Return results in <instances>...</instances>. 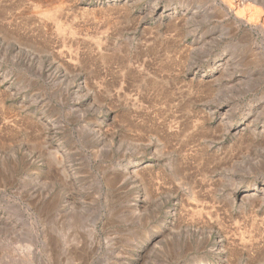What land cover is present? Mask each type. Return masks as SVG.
Returning <instances> with one entry per match:
<instances>
[{"label": "rangeland", "instance_id": "rangeland-1", "mask_svg": "<svg viewBox=\"0 0 264 264\" xmlns=\"http://www.w3.org/2000/svg\"><path fill=\"white\" fill-rule=\"evenodd\" d=\"M63 1L64 0H59V3H58L59 5L62 4V8L60 9L61 13L59 12V10H57L56 12H58V15L55 12L56 13L55 16L53 15V18L50 20L48 19V17L47 18L43 17V16H45L43 14H41V16H38V17H35L34 14L30 15V18L35 17L34 22L36 23V25H39L42 22L40 24V25L43 24L42 25L43 27L41 29L43 32V36L41 38L46 40V44L47 43L49 44L50 52L47 53L45 51L44 54H43V52H41L39 59L34 58L35 61L33 63H31L30 61H25V60L19 59V58L17 59V57L14 58V53L11 52V54H10L11 56H9V60L5 64V68L3 69V71L6 70L5 71L6 74L4 76L5 82H1V80H0V94L2 95V97L0 95V98H2L0 100H5V101H1L3 103L0 102V104H3V105H0V122H1L0 123V127H1L0 133L3 132V134L0 135V143H1L0 144V264H54L51 261L52 258L50 256V254H48L49 251L46 252V255L43 253V246L41 243L43 242L42 237H44V234L50 228V227L48 228V224H51V225L54 224L53 220H52V216L50 215V208L52 206H56V203L58 202V200H57L58 196L60 197V194L61 195L64 194L63 192H64L65 188H63V187H65V186L63 185V181L57 183V178L61 177L62 180L64 179V176H63L64 172L72 175L74 178L76 176V178H75V180H76L75 184L76 185L75 186H77V188L75 189V192H78L80 190L79 195L82 197V200L84 201L82 206H87L86 208L83 209L82 214H84V222L81 224V227H80L81 229H79L80 234H82L84 237V239H83L84 240V246L82 244H78V243L75 245L79 248L77 250V253L80 252L81 250H84V255L86 254L85 256L89 257L90 259L88 258V260H86V261L84 260L85 262H82V261L77 260V258H76V261H74L73 264H75V263H77V264H133L131 262L136 263V260L138 258L136 256H139L138 253L142 249H144V246L147 244V242H146L147 238H149L153 235L154 231H153L152 224H154L155 222H154V220L153 221H151V220L150 221H142V220L137 219V220H133L132 223H126L125 221H126V219H128V217H126L122 213H120L118 215H115V213H112V211H115V212H120L121 210L126 211L129 208V206H132L135 204L136 196H135V193H133V192H134V190H136V188H134L132 186L133 184L129 183V182H131L129 179L127 180L124 178L125 180L124 179L119 180L118 183H116L115 185L111 184L112 187H109L110 185L107 184V181L105 179L107 176L110 177L111 174H118L120 172L119 165L121 163H124L123 161H125V160H130L131 162L133 161L130 166H127V167L132 168L140 157V156L135 155V151L132 149V146H128V145H131L132 138L135 139V134H134L135 129H134L133 124H136V121H137L136 114L132 113V114L128 115V112L125 113V111L121 110V109H125V108L127 109V107L131 108V106L132 107L134 106V108H135V105L137 108L139 107L140 109H148V110H151V109L145 108L146 105L143 106L141 103L136 102V100H135V98H136V87H135V85L133 86V84H132V86L130 85L131 86V88H130L128 82H121L122 83L121 86L123 88H125L123 92L125 94L132 95L130 97L127 96L126 99H128V100L124 101L123 100L124 98H121L122 101H119L115 97H114V99L110 98L113 93L110 94L109 92H107L105 87H106V85L112 84L111 81H113V80H111V79H114L113 78L115 75L114 73L117 71V69L112 70L113 72L115 71L114 73H112V71L110 72L108 70L106 72L104 70H101L100 73L96 72L95 68L97 66H100V65L95 63L93 60H89L90 57H88V56L91 55L90 54L91 51L89 48L92 47L91 50L93 52L99 53L98 51H100L101 53H104V52H107V50L105 48H107L108 46H109V48H110V46L111 47L112 46L118 47V46L123 44L122 46H120V48H122L124 51H125V49L128 48L127 49L128 52L129 53L131 52L130 54H132V58L134 57L132 59V63H130V66L136 68L137 65L144 63L143 61L141 63H139L140 61L135 59L136 56L138 58H141V59L144 58L143 60L148 61V62H151V61L155 62L152 58H155L154 53L156 52V50H158V48H161L164 46L163 47L164 51H162L164 53L167 45L171 46V45H173V43L179 44L182 41V43L179 44L181 49L184 48V49L188 50L191 43L192 44L195 43V40L198 37L197 34L200 35V34H203L204 32L206 33V30H211V29L216 28L217 35H220V38L218 39V41L213 42L214 44L212 43V45H211V43L204 45L205 47L203 45H201L199 47L195 46L197 48H200V50L197 49L195 51H191V54L185 58L186 63L183 64V68L181 69L182 72H180V73L182 75L184 74L185 76H188L189 74H191V72L189 70V68L191 66H193V65L196 66L198 63L201 64L199 59H197V56L199 53H201V55H203V56H208L211 53L220 55L222 52L228 50L229 52L231 51L230 53L233 56H236L237 61L242 60L241 62H238L235 65L236 67H233V68H234V73L237 76H245L246 77L245 78L246 82L244 81L245 79L243 80L246 83V85L244 87H241V88H238L236 86V88H232V89H222L221 91L216 90V92H213L214 95L212 94L213 99L211 96L206 97L204 100H202L200 102L199 106L197 107L198 110L203 109V111L205 113L211 111L212 120L209 123L213 126L214 131H216L218 135H221V141L223 142L222 143L221 141H219V142L214 143L212 145V148L209 149L208 151L211 153L212 151L215 150L214 152H212L213 154H219L221 156L224 154L223 156L226 155V157H230L233 154L240 156V159L237 161L238 163L236 162V163H232L233 165L232 164L226 165L228 168H226V169L221 168L219 170L220 172H218L216 174V176H213V180L215 181V183L221 184V189H220L221 192H219V193L221 194V196H225V197L231 196L235 189H238V191H240V190L244 191L245 189H247L249 182L252 183L253 181L256 180L255 182L258 183V179L260 181V179L262 180V178L264 177V168L261 169L258 167V165H256V164H259V161H258V163L253 164V162L257 161L254 158L256 156L257 149L253 148V147H249V149H248V147H243V146L238 147V145H239L238 139L241 136L235 135V134H228L229 133L228 128L230 126H232V125L236 126V124L239 121H242L241 119L243 118V113L247 112L246 110L249 109V104H250V106L253 105V106H258V107L261 105L259 107L260 108L259 109V112H260L259 116L262 113H264V110H263L264 109V96H262V95H264V85H262L264 83V74H263L264 73V67H263L264 66V59H261L258 62H255V65H253L254 62H251V63L247 62V64H250V65L244 64L245 59L242 56H246V54L242 48H240V49L238 48V46H239L238 45V39L245 38L244 35L246 32L250 31V28L248 27L249 28L248 29L247 26H244V25L238 26L236 24H230V25L225 24L227 22L224 20H227L228 17L223 16L224 14L227 13L226 11H224L222 13V11L219 10V6L221 5V0H211V2H210V0H202V1L201 0H185V1L184 0H158V1L157 0H136L135 6L138 9L139 8H142V9L146 8V12L143 14H140V15H139V13H138V15H134L133 17H131L128 20V23H125L124 26H126L127 28L123 29V31H124V32L122 31L123 36H121L120 39H119V37H118V39L114 38V36H113L115 34L114 30L112 28L109 29L108 27H106L107 26L106 19H105V17L103 18L102 14H100L101 17L99 16V13H101V12L98 11V9H99L98 6L101 3L103 4V6H106L112 0H106V1L105 0H103V1L102 0H89V1L88 0H65V1H67L66 3H65V1L64 2ZM155 2H157V5ZM47 4H49V3H47ZM102 4H101V6H102ZM181 4L185 5V9L183 11L179 10ZM71 6H72V8H74L76 10L70 8ZM214 7L216 9H214ZM94 8H96V9H94ZM244 8L247 9L246 5L243 6L241 9L243 10ZM63 9L66 10L67 13H66V11L64 12ZM87 9L88 10L90 9V10L88 11ZM246 9H244V10L246 11ZM12 11L14 14L13 17H15V21L21 17L23 18V20L25 18L27 20L29 19V18H27V16H24L25 17L24 18L23 16H19L20 14H17V15L15 14V13H18L21 11H18V12H17V10H12ZM218 12H219V14H218ZM202 13H204V15H202ZM95 14H96V16H95ZM212 14H214V15L212 16ZM32 15H34V16H32ZM192 15L193 16L195 15L196 17L193 19V21L192 20L187 21L188 24H186L187 22L182 23L183 26L181 27V32L179 30L177 31V30L171 29V26L174 25L172 23L175 20H178L182 16L188 17V16H192ZM16 16L19 18H16ZM88 16H90V17H88ZM221 16H223V17H221ZM62 17L64 19L66 17V19L64 20ZM67 18L68 19L70 18V19L68 20ZM138 18H140V19H138ZM97 19H99V20L97 21ZM229 19H230V17H229ZM38 20H39V22H38ZM56 20L57 21L60 20L58 22L62 23V25H63L62 28L64 31L62 29H57L55 27L56 25H58ZM70 20H71V22H70ZM84 20L86 21V23ZM231 20L232 19H230V21ZM190 21H192V24ZM17 22H21V19H19V21H17ZM82 24L83 25L85 24V26H83ZM167 24H169V25H167ZM64 26H65V28H64ZM184 26H185V28H184ZM54 27L57 29V32H56ZM66 27L68 29H66ZM74 27H76V28H74ZM82 27H84V29ZM165 28L167 30H165ZM106 29H107V31H106ZM192 29H194V30H192ZM235 29H236V31H235ZM65 30H66V32H65ZM60 31H61V33H59ZM67 31H69L71 33L67 32ZM151 31H152V34H149ZM45 32H46V34H45ZM109 32L111 33L110 35H109ZM172 32H174V34H172ZM56 33H58V34L54 35ZM68 33L72 36L66 35ZM80 33H83V34H80ZM59 34H60V36H59ZM100 34L104 37H102ZM182 34H184V35H182ZM193 34L195 37L193 36ZM86 35H88V37ZM111 35H112V37H111ZM179 35H180V37H179ZM231 35H235V36L237 35V37L232 38ZM44 36H45V38H44ZM52 36H53V39H52ZM67 36H68V39H67ZM126 36H127V38H126ZM129 36H131V37H129ZM160 36H161V38H160ZM105 37H107L108 39ZM181 37H182V39H181ZM82 38H84V39H82ZM96 38L97 39L100 38L101 40L98 39L99 40L98 41ZM104 38H105V40H104ZM136 38L138 39V41H136ZM256 38H257L258 42L262 41L261 38H259L260 40L258 39L257 35H256ZM72 39H73V41H72ZM145 39H147V40H145ZM165 39H166V41H165ZM48 40H49V42H48ZM81 40H83V43ZM90 40H93V41L95 40L94 41L95 44L97 42L98 43L96 45L92 44L89 46L87 44H89ZM96 40H97V42H96ZM113 40H116V41L113 42ZM172 40L175 42H173ZM245 40H246V38H245ZM79 41H80V43H79ZM93 41H90V42H93ZM105 41H107V42L104 44ZM71 42H73V43H71ZM84 42H86V43H84ZM131 42L132 43L134 42V43L132 44ZM75 43L78 45H76ZM114 43H116V44H114ZM73 44H74V46H73ZM11 45H12V41H11ZM78 47L79 48L81 47V48L79 49ZM129 47H131V48H129ZM263 47H264V45H263ZM23 48L24 47H22V49ZM66 48H67V50H66ZM201 48H203V49H201ZM224 48H226V49H224ZM53 49H54V51H53ZM85 49H87V50H85ZM23 50H24V53L27 54V52H25V51L28 49L24 48ZM263 50H264V48H263ZM134 51H136V53ZM51 53H52V55H51ZM63 55L65 58L63 57ZM66 55L68 58L66 57ZM138 55H140L142 57H140ZM167 55H169V54L167 53ZM193 55H195V56H193ZM240 56L242 57V59ZM32 57H34V56H32ZM84 57H85V60L87 63L85 62ZM86 58H88V59H86ZM11 60L14 62H12ZM71 60H75L73 64H72ZM38 61L39 62L43 61V63L40 62V65H38L39 64ZM62 61H64L65 63ZM260 62L262 65L260 64ZM54 63H55V65H54ZM88 63H89V65H88ZM86 65H88V66L86 67ZM186 65L188 68L186 67ZM260 65H261V67H259ZM256 66H258L259 69ZM69 67H70V69H69ZM71 67H72V69H71ZM185 67H186V69H185ZM253 67H256V68H253ZM40 68H42V69H40ZM67 68L69 70H66ZM183 69H184V71H183ZM244 69L247 73L244 71ZM92 70L95 71L94 76L90 73V71H92ZM87 71H89V72H87ZM177 71H180V70H177ZM56 74H57V76H56ZM60 74H61V76H60ZM202 75H203L202 73H197L196 75L195 74L191 75L190 78H192V76H193V78L196 79V78H200ZM86 76L88 77V79L90 77V79L85 81V82L88 84L89 93H91L94 96L93 102L96 104L98 102L105 103L104 104L105 105L104 106L105 111L106 110L108 111L109 107L112 105L110 108H112L114 111H116V117H115V115H113L112 116L113 118L111 117L110 120L116 119L115 121L111 120V122H110V120L107 119V117H106L107 111L105 112L102 109H97V110L92 109L91 106H89L90 104H88V105L86 104L87 106L85 108H83L84 111L81 110V108L77 110V108H78L77 106H79V102H77V101H79L80 97H78L76 95L75 90H76V87L78 85L79 86L83 85L84 80H86V78H87ZM248 77L250 78V81H249ZM97 78H98V80H97ZM96 80L99 84L96 82ZM130 80H134V79H130ZM254 80L256 81V83ZM72 81L74 83H72ZM261 81H262V83H261ZM242 82H240L239 84L237 83V84L241 85ZM251 82H252V84H251ZM253 83H255V84H253ZM130 84H131V82H130ZM68 85H70L71 87H68ZM179 85H180L179 87H182L183 85L185 86V84H182V83H180ZM247 85H248V87H247ZM121 86L119 85V87H121ZM133 87H134V90H133ZM251 87H253V88H251ZM38 88H40V89H38ZM1 89H2V91H1ZM114 89L115 88H113V90ZM245 89L247 90V92L246 91L244 92ZM69 90H71L70 94H69ZM127 90H128V92H127ZM227 90H229L230 92L232 91V92L228 93ZM252 91H254V92L252 93ZM2 92L5 94H2ZM215 93H216V95H215ZM242 93H244L246 95H244ZM249 93H251V94H249ZM106 94H109V96L108 95L107 96L110 99L106 96ZM101 96H103V97H101ZM4 97H6V98H4ZM76 97H77V100H76ZM222 97H224V98H222ZM232 97H233V99H232ZM104 99H105V101H104ZM109 100H111L112 102L111 101L109 102ZM247 100H248V102H247ZM5 103H6V105H4ZM123 105H124V107H123ZM2 106H5V107H2ZM240 109H241V111H240ZM80 111H81V113H80ZM118 111L122 112L124 114V116H125V114H127L125 117L126 119H124L123 114L119 113ZM221 111H222V113H221ZM181 113H183V111ZM5 116H7V117H5ZM28 116H30L31 118ZM254 116L256 117V115H254ZM27 117L30 119H28ZM229 117L231 120L229 119ZM127 120H128V122H127ZM102 121L104 123L101 124V127H102L101 129H102V131H105V132H101L100 135H98L96 133V135H95L94 131L96 128H98V127H96L97 126L96 124H100V122H102ZM219 121L221 123L223 122V124H221ZM118 122H120V123H118ZM255 123L256 124H254V127H252V130L254 132L250 136L249 139H251L254 142L258 141L260 143V141L263 138H261L259 136V131H260V128L262 127V125L264 123L263 122H261V123L255 122ZM109 124H111V126L113 125L112 126L113 129L109 127L110 126ZM4 127H7V128H4ZM45 127H47V128H45ZM108 127L110 129H108ZM8 128H10L11 130ZM216 128H217V130H216ZM46 129L48 130V132ZM39 131H40V133H39ZM122 131H124V133ZM106 132L109 134L107 136H110V137H108V139L104 141L102 139V136H106V134H107ZM245 132L246 133L243 134L242 138H248L249 137L248 135H250L249 133H251L252 131L248 130ZM116 133H117V135H116ZM128 133L132 136H130ZM31 134H33V135H31ZM113 134H115V135H113ZM133 134H134V136H133ZM8 135H10V136H8ZM28 135H29V137H28ZM37 135L38 136L41 135V136L38 137ZM111 135H112V137H111ZM14 137H16V138H14ZM35 137H37V139ZM41 137H43V138H41ZM123 138H125V139H123ZM112 139H113V142H112ZM36 140H38L37 144H35ZM41 140H42V142L38 143ZM120 140H122V141H120ZM251 140H249V141H251ZM107 141H110V143L109 142L107 143ZM30 143H32V144L30 145ZM42 146H43V148H42ZM98 147H100V148H98ZM118 147L119 148L122 147V148L119 149ZM192 147L193 146H190V148H192ZM97 148L100 149L99 152H97L98 151V150H96ZM188 150H189V148H188ZM232 150L233 151L236 150V151L233 152ZM29 151H32V153ZM49 151H51L50 152L51 155L49 154ZM58 152H60L59 155H58ZM216 152H218V153H216ZM25 153H27V154H25ZM46 153H48L50 156L47 155ZM23 154H24V156H23ZM133 154H134V156H133ZM58 156H59V158H58ZM53 157H54V159H52ZM129 157H130V159H129ZM30 158H32V159L30 160ZM26 161H27V163H26ZM149 162H150V160L148 158L140 161V163H144L146 166L150 164ZM249 162L251 164H248ZM44 164H45V166H44ZM54 165H57V166H54ZM50 166H51V168H50ZM230 169H231V171H230ZM80 171H81V174H80ZM243 171H245V172H243ZM105 173H106V175H105ZM39 174H40V177H39ZM42 174L43 175L45 174V176H43ZM36 175H37V177H36ZM57 175L60 177H58ZM250 175H252V176L250 177ZM41 176H43V177H41ZM103 178H105V179H103ZM55 180H56L57 184L55 183ZM51 181H53L54 184ZM59 183H60V185H59ZM225 185H226V187H225ZM222 188H224V189H222ZM27 189H29V190H27ZM103 190H104V192H103ZM45 191H46V194H45ZM231 191H233V192H231ZM53 193H55V194H53ZM56 193H58V195ZM229 193H230V195H229ZM95 194H97V195H95ZM112 194H113V196H112ZM56 195H57V197H56ZM65 197H66V194L63 195V199ZM86 198H88V199H86ZM98 199H99V201H98ZM102 201L105 204L103 203V205H101ZM42 206H47L48 210H49V217H47L45 219V222L47 221V219L48 220L50 219V220L47 221L46 223L44 221H42V219H40L41 218L40 209ZM88 206H95V209L93 207L88 208ZM113 206H114V208H113ZM117 206L119 207V209ZM115 207H117V208H115ZM172 207L179 208L180 206H172ZM253 207L254 206H249V205L242 206L240 204H238V205L233 204V206H231L230 208L226 207V209H224L223 206L216 207V208H221V210L218 212V215L220 217V221H219L220 223L218 225V228L221 227L219 229L225 230V232H227L225 235L227 236V238H229V241L230 240H231V242L234 241L235 244L241 246L242 242H240V241H241L242 237L244 236L243 238L246 241L248 239H250L247 242H251L254 244L262 243V241H263L262 239H264V233H263L264 229L259 231V230H257V228H258L257 226L258 225L261 226L263 224V226H261V228H264V222H263L264 206H262L260 208L258 206H255L254 208ZM160 208L162 211L161 217L163 219V223L168 224L165 220L166 210H167L168 206H160ZM216 208H213L212 211H214V209H216ZM229 209H231L232 211ZM252 210H254L255 212ZM108 211H109V213H108ZM88 213H89V215L87 217ZM252 213H253V215H252ZM261 213H262V215H261ZM255 214H256V216L258 215V217L254 216ZM222 216H224V217H222ZM244 216H246V217H244ZM247 216H248V218H247ZM194 217H196L195 219H197V216H194ZM194 217L193 218L190 217L187 221V222H189L190 226H191L190 222L192 223L193 230H201V231L205 232L206 237H210L212 239L215 238V239L220 240L215 234L211 235L210 228L207 227V229H205L206 228V226H204L205 224H203L201 222L191 221L192 219H194ZM236 217H237V219H236ZM251 217H253V218H251ZM246 218L248 220H246ZM255 218H256V220H255ZM257 218H258V220H257ZM114 219H116V220H114ZM253 219H254V221H252ZM258 221H259V223H258ZM101 222L103 225L101 224ZM232 222H234V223H232ZM239 222H241L239 224L240 226L236 225V223L238 224ZM254 222H256V223H254ZM243 224L246 225L247 227H244ZM44 225H45V229H44ZM251 225H253L255 227H253ZM100 226H103L105 229L102 227L100 228ZM226 226H227V228H226ZM187 227H189V226H187V225L183 226L182 225V228L180 229V231H182L183 233L178 237L179 239H177V237H173V240H169V242L163 243L162 245H160V248H157L154 251L148 252V254L150 256L147 254V259H146L147 261H145L144 264H151V263L153 264V261H154V264H160V263L161 264H176V263L177 264H186L187 262H193L196 259L200 258V256H204V254L208 253V249H210V248H204L203 249L202 247L201 248L196 247L197 242H195V239L189 237L187 235V233L184 232L187 230ZM199 227L201 229H199ZM120 228H122V229H120ZM242 228H244V229H242ZM99 229H100V231H99ZM108 229H109V231L110 230L111 231L109 232ZM133 229H134V232H133ZM230 229L232 231H230ZM245 230H246V232H245ZM251 230L253 231V233L254 232L255 233L252 234ZM116 231H118L117 234H116ZM215 231L213 233H215ZM235 231L239 232V233L237 234ZM241 231H243L242 234H241ZM249 231H250L251 235L254 237H252L248 233ZM231 232L232 233L235 232V233L232 234ZM256 232H258V233H256ZM259 232L261 233V235ZM206 233H208V234H206ZM243 233L244 234L247 233V234L244 235ZM229 234L232 235V237ZM234 234H236V236ZM262 234H263V236H262ZM105 235H106V237H105ZM240 235H241V237H240ZM247 235L250 236L251 238L248 237ZM93 236H94V238H93ZM95 236L98 237V239ZM114 236H115V238H114ZM119 236H121V237H119ZM257 236H259L258 239H257ZM261 237H262V239H261ZM99 239H100V241H99ZM115 239H116V241H114ZM136 239H138V240H136ZM186 239H188V240H186ZM101 240L104 242H102ZM254 240H256V241H254ZM98 241L100 244H98ZM142 241H144V243ZM45 242H47V241L44 240V243ZM171 242H172V244H170ZM237 242H240L241 245H240V243L238 244ZM178 243H179V245H178ZM254 244H252V245H254ZM106 245H109V246L106 248ZM47 246H48V244H47ZM167 246H168V248H167ZM170 246H171V248H169ZM190 246H195V250H193V251L189 250ZM179 248L182 250H180ZM196 249L198 251H196ZM183 253H184V255H183ZM193 253H194V255H193ZM121 254H122V256H121ZM93 256L95 258H93ZM133 257H135V258H133ZM181 257H183V258L181 259ZM122 258L123 259L125 258L126 260H128V262L127 263H126V261L121 262L120 260H123ZM151 260H153V261H151ZM181 260H183V261H181ZM109 261H110V263H109ZM119 261L121 263H119ZM60 262L61 261H58L57 264H63L62 262L61 263ZM89 262H91V263H89ZM164 262H166V263H164ZM262 264H264V262H262Z\"/></svg>", "mask_w": 264, "mask_h": 264}, {"label": "bare ground", "instance_id": "bare-ground-1", "mask_svg": "<svg viewBox=\"0 0 264 264\" xmlns=\"http://www.w3.org/2000/svg\"><path fill=\"white\" fill-rule=\"evenodd\" d=\"M65 1V0H64ZM63 1V2H64ZM89 1V0H88ZM103 1V0H102ZM106 1V0H105ZM136 0H112L108 5L101 6V4L98 6L99 13L102 14L103 18L105 17L106 23L109 29L114 30V38L120 39L121 36H123L122 31L123 29H126L127 27L124 26L125 23H128V20L133 17L134 15L143 14L146 12V8H137L135 5ZM158 1V0H157ZM185 1V0H184ZM202 1V0H201ZM67 1H65L66 3ZM87 2V1H86ZM154 2V1H153ZM211 2V0H210ZM49 3V4H47ZM59 0H0V80L1 82H5V71L3 69L5 68V64L9 60V56H11V52L14 53V58L17 57V59H22L25 61H30L33 63L35 59H39L40 53L46 51L47 53L50 52L49 50V44H46V40L41 38L43 36L42 32V25H36L34 22L35 17L41 16V14L45 15L43 17H48V19H52L53 15L61 11L62 4L59 5ZM139 3V2H138ZM157 5V2H155ZM154 3V4H155ZM170 3V2H169ZM191 3V2H190ZM197 3V2H196ZM46 4V5H45ZM68 4V3H67ZM94 4V3H93ZM193 4V3H192ZM219 4V3H218ZM64 5V4H63ZM98 5V4H97ZM208 5V4H207ZM206 5V6H207ZM210 5V4H209ZM213 5V4H212ZM247 7L244 8L246 11L241 9L243 6ZM81 6V5H80ZM79 6V7H80ZM204 6V5H203ZM216 6V5H215ZM22 7V8H21ZM75 7V6H74ZM92 7V6H91ZM191 7V6H190ZM201 7V6H200ZM72 8V6L70 7ZM83 8V7H82ZM89 8V7H88ZM93 8V7H92ZM91 8V9H92ZM179 8V7H178ZM210 8V7H209ZM74 9V8H72ZM71 9V10H72ZM78 9V8H77ZM96 9V8H94ZM185 9V5L181 4L179 10L183 11ZM214 9H216L214 7ZM12 10L21 11L17 14H20L19 16H27L29 18L28 20L21 17H17L21 19V22L16 20L13 14ZM64 10V9H63ZM70 10V11H71ZM76 10V9H74ZM84 10V9H83ZM88 10V9H87ZM90 10V9H89ZM88 10V11H89ZM162 10V9H161ZM198 10V9H197ZM202 10V9H201ZM219 10L226 11L227 13L224 14V17H228L225 24H236V25H244L247 26V28H250L249 32H246L244 37L242 39H238V48H242L246 54V56H242L245 59L244 64H247V62H254L253 65H255V62H258L261 59H264V0H221V5L219 6ZM66 10H64L65 12ZM86 11V10H85ZM96 11V10H95ZM211 11V10H210ZM218 11V10H217ZM56 12V13H55ZM77 12V11H76ZM87 12V11H86ZM54 13V14H53ZM61 13V12H60ZM67 13V11H66ZM161 13V12H160ZM185 13V12H184ZM216 13V12H215ZM214 13V14H215ZM34 14L35 17L30 18V15ZM175 14V13H174ZM210 14V13H209ZM212 14V16L214 15ZM219 14V12H218ZM32 15V16H34ZM80 15V14H79ZM86 15V14H85ZM91 15V14H90ZM147 15V14H146ZM186 15V14H185ZM196 15V14H195ZM188 16V17H180L178 20H175L171 26V29L173 30H179L181 32V27L183 26L182 23H186L189 20H192L196 16ZM204 15V13H202ZM206 15V14H205ZM68 16V15H67ZM93 16V15H92ZM96 16V14H95ZM94 16V17H95ZM221 16V17H223ZM84 17V16H83ZM90 17V16H88ZM101 17V16H100ZM153 17V16H152ZM232 19L230 21V19ZM40 18V17H39ZM63 18V17H62ZM80 18V17H79ZM144 18V17H143ZM159 18V17H158ZM163 18V17H162ZM199 18V17H198ZM208 18V17H207ZM219 18V17H218ZM217 18V19H218ZM45 19V18H44ZM43 19V20H44ZM60 19V18H59ZM64 19V18H63ZM66 19V17H65ZM64 19V20H65ZM68 19V18H67ZM70 19V18H69ZM68 19V20H69ZM140 19V18H138ZM210 19V18H209ZM220 19V18H219ZM23 20V21H22ZM83 20V19H82ZM99 19H97L98 21ZM207 20V19H206ZM60 21V20H58ZM57 22L58 25L55 27L57 29L63 30V25L61 22ZM77 21V20H76ZM85 21V20H84ZM93 21V20H92ZM168 21V20H167ZM192 21L191 24H192ZM39 22V20H38ZM71 22V20H70ZM138 22V21H137ZM170 22V21H169ZM200 22V21H199ZM209 22V21H208ZM218 22V21H217ZM222 22V21H221ZM47 23V22H46ZM45 23V24H46ZM76 23V22H75ZM86 23V21H85ZM90 23V22H89ZM92 23V22H91ZM95 23V22H94ZM100 23V22H99ZM157 23V22H156ZM171 23V22H170ZM223 23V22H222ZM56 24V23H55ZM54 24V25H55ZM66 24V23H65ZM69 24V23H68ZM81 24V23H80ZM96 24V23H95ZM94 24V25H95ZM188 24V22L186 23ZM221 24V23H220ZM47 25V24H46ZM83 25V24H82ZM93 25V26H94ZM101 25V24H100ZM135 25V24H134ZM169 25V24H167ZM166 25V26H167ZM219 25V24H218ZM235 25V26H236ZM68 26V25H67ZM85 26V24L83 25ZM92 26V25H91ZM90 26V27H91ZM97 26V25H96ZM103 26V25H102ZM101 26V27H102ZM139 26V25H138ZM144 26V25H143ZM186 26V25H185ZM184 26V28H185ZM199 26V25H198ZM209 26V25H208ZM225 26V25H224ZM54 27V28H55ZM100 27V28H101ZM137 27V26H136ZM135 27V28H136ZM168 27V26H167ZM187 27V26H186ZM55 28L56 32L57 29ZM65 28V26H64ZM76 28V27H74ZM84 29V27H82ZM96 28V27H95ZM190 28V27H189ZM213 28V27H212ZM221 28V27H220ZM235 28V27H234ZM246 28V29H247ZM248 28V29H249ZM52 29V28H51ZM66 29H68L66 27ZM70 29V28H69ZM73 29V28H72ZM79 29V28H78ZM86 29V28H85ZM98 29V28H97ZM145 29V28H144ZM183 29V28H182ZM191 29V28H190ZM195 29V28H194ZM192 29V30H194ZM203 29V28H202ZM232 29V28H231ZM237 29V28H236ZM235 29V31H236ZM46 30V29H45ZM95 30V29H94ZM105 30V29H104ZM134 30V29H133ZM143 30V29H142ZM148 30V29H147ZM146 30V31H147ZM165 30H167L165 28ZM228 30V29H227ZM238 30V29H237ZM53 31V30H52ZM64 31V30H63ZM62 31V32H63ZM88 31V30H87ZM107 31V29H106ZM110 31V30H109ZM230 31V30H229ZM244 31V30H243ZM66 32V30H65ZM69 32V31H67ZM86 32V31H85ZM112 32V31H111ZM124 32V31H123ZM156 32V31H155ZM160 32V31H159ZM186 32V31H185ZM245 32V31H244ZM61 33V31L59 32ZM71 33V32H69ZM66 35H70V34ZM104 33V32H103ZM106 33V32H105ZM113 33V32H112ZM158 33V32H157ZM203 33V32H202ZM46 34V32H45ZM44 34V35H45ZM48 34V33H47ZM52 34V33H51ZM58 33L54 34L57 35ZM63 34V33H62ZM65 34V33H64ZM83 34V33H80ZM79 34V35H80ZM89 34V33H88ZM111 33L109 32V35ZM134 34V33H133ZM143 34V33H142ZM152 34V31L149 33ZM161 34V33H160ZM174 34V32H172ZM196 34V33H195ZM65 35V36H66ZM99 35V34H98ZM101 35V34H100ZM104 35V34H103ZM108 35V34H107ZM164 35V34H163ZM181 35V34H180ZM179 35V37H180ZM184 35V34H182ZM198 37L195 40V43L189 46V49H184L180 47L179 44L182 43H173V45L166 46L165 52L163 47L158 48L156 52L154 53L155 58H152L155 62L151 61H145L144 58H138L136 56L135 59L139 60L143 64L137 65L136 68L130 66V63H132V54L128 52V48L125 49V51L120 48V46H109L105 48L107 52L101 53L100 51L93 52L91 51V55L89 60H93L95 63H97L100 66H97L95 68V71L100 73L101 70H104L105 72L112 71L113 69H117V71L114 73V79H111L112 84L106 85V91L109 92L111 95L110 98L118 99L119 101H122L121 98L126 99L127 96H132L125 94L123 91L125 88L121 86V82H128L129 86L133 84L136 87V102L141 103L143 106L146 105L145 108L148 109H140L137 108L135 105L131 108L127 109H121L124 110L125 113L128 112V115L130 114H136V124H133L134 126V134L135 139L132 138V149L135 151L136 156H140L135 165L130 168L127 166H130L132 162L130 160L123 161L124 163H121L119 165L120 172L118 174H111L110 177L103 178L107 181V184L110 185L109 187H112V185H115L118 183L119 180L129 179L132 186L136 188L133 193H135L136 199L135 204L132 206H129V208L125 210H121L120 212L112 211V213H115V215H118L122 213L128 219H126V223H132L133 220H142V221H153V235L149 238H147L146 242L147 244L144 246V249H142L138 254L139 256L136 263L131 262L133 264H144L145 261H147V254L150 251H154L157 248H160V245H162L165 242H169V240H173V237H178L183 233L180 231L182 228V225H187V230L184 231L187 233V235L191 238L195 239V242H197V248H210L208 249V253L204 254V256H200V258L196 259L193 262H187L186 264H262L264 262V239L262 243L260 244H254L247 241L242 237L240 242L241 246L235 244L234 241H229V238L225 235L227 232L225 230H221L218 228L220 217L218 215V212L221 210V208H216L218 206H223L224 209L226 207H231L233 204L235 205H242V206H258L259 208L264 206V177L262 180L258 179V183L253 181L252 183L249 182L247 189H245L243 192L238 189H235L233 194L231 196L229 193V197L221 196L219 192L221 189L220 183H215L213 180V176H216L219 170L222 168L226 169L228 168L226 165H231L232 163H236L240 156L233 154L230 157L221 156L219 154H213L208 151L212 148V145L216 142L221 141V135H218L216 131H214L213 126L209 123L212 120V113L210 112H204L202 110H198L197 107L199 106L200 102L204 100L206 97H212L213 92H216V90H222V89H232L244 87L246 85V77L245 76H237L234 73L235 65L238 62H241L242 60L237 61L236 56H233L228 50L222 52L220 55L217 54H210L208 56H203L201 53L198 54L197 59H199L201 64H197L196 66L193 65L189 68L191 74L188 76L182 75L180 72L183 68V64L186 63L185 58L188 57V55L191 54V51H195L197 49L200 50V48H197L201 45H212L213 42H217L220 38V35H217L216 28L211 30H206V33L203 34H197ZM256 35L258 36V39L261 38L262 41L258 42ZM60 36V34H59ZM72 36V35H70ZM69 36V37H70ZM88 37V35H86ZM102 36V35H101ZM194 36V34H193ZM77 37V36H76ZM91 37V36H90ZM89 37V38H90ZM104 37V36H102ZM112 37V35H111ZM131 37V36H129ZM145 37V36H144ZM195 37V36H194ZM232 38L237 37V35H231ZM45 38V36H44ZM49 38V37H48ZM47 38V39H48ZM81 38V37H80ZM86 38V37H85ZM107 38V37H105ZM104 38V40H105ZM110 38V37H109ZM123 38V37H122ZM127 38V36H126ZM161 38V36H160ZM53 39V36H52ZM57 39V38H56ZM68 39V36H67ZM84 39V38H82ZM95 39V38H94ZM97 39V38H96ZM100 39V38H98ZM97 39V40H98ZM108 39V38H107ZM106 39V40H107ZM135 39V38H134ZM182 39V37H181ZM185 39V38H184ZM60 40V39H59ZM70 40V39H69ZM96 40V42H97ZM101 40V39H100ZM133 40V39H132ZM147 40V39H145ZM152 40V39H151ZM221 40V39H220ZM260 40V39H259ZM12 41V45H11ZM73 41V39H72ZM76 41V40H75ZM83 43V40H81ZM93 41V40H90ZM87 45L95 44V40L93 42H90ZM99 41V40H98ZM103 41V40H102ZM116 40H113V42ZM128 41V40H127ZM134 41V40H133ZM136 41L138 39L136 38ZM166 41V39H165ZM169 41V40H168ZM173 41V40H172ZM49 42V40H48ZM66 42V41H65ZM69 42V41H68ZM107 41L104 42V44ZM124 42V41H123ZM145 42V41H144ZM151 42V41H150ZM164 42V41H163ZM175 42V41H173ZM73 43V42H71ZM80 43V41H79ZM81 43V44H82ZM86 43V42H84ZM98 43V42H97ZM96 43V44H97ZM103 43V42H102ZM101 43V44H102ZM125 43V42H124ZM132 43V42H131ZM130 43V44H131ZM134 43V42H133ZM132 43V44H133ZM157 43V42H156ZM170 43V42H169ZM55 44V43H54ZM61 44V43H60ZM76 44V43H75ZM95 44V45H96ZM100 44V43H99ZM116 44V43H114ZM141 44V43H140ZM150 44V43H149ZM159 44V43H158ZM214 44V43H213ZM263 44V45H262ZM78 45V44H76ZM80 45V44H79ZM83 45V44H82ZM81 45V46H82ZM234 45V44H233ZM69 46V45H68ZM74 46V44H73ZM86 46V45H85ZM136 46V45H135ZM134 46V47H135ZM197 46V47H195ZM214 46V45H213ZM222 46V45H221ZM226 46V45H225ZM224 46V47H225ZM27 48L24 53V48ZM64 47V46H63ZM84 47V46H83ZM102 47V46H101ZM137 47V46H136ZM154 47V46H153ZM205 47V46H204ZM223 47V46H222ZM59 48V47H58ZM57 48V49H58ZM70 48V47H69ZM76 48V47H75ZM79 48V47H78ZM81 48V47H80ZM79 48V49H80ZM131 48V47H129ZM146 48V47H145ZM152 48V47H151ZM212 48V47H211ZM232 48V47H231ZM60 49V48H59ZM144 49V48H143ZM203 49V48H201ZM226 49V48H224ZM229 49V48H228ZM241 49V50H242ZM52 50V49H51ZM64 50V49H63ZM67 50V48H66ZM70 50V49H69ZM75 50V49H74ZM87 50V49H85ZM95 50V49H94ZM127 50V51H126ZM131 50V49H130ZM181 50V51H180ZM54 51V49H53ZM96 51V50H95ZM139 51V50H138ZM141 51V50H140ZM146 51V50H145ZM190 51V52H189ZM52 52V51H51ZM77 52V51H76ZM79 52V51H78ZM136 53V51H134ZM133 52V53H134ZM149 52V51H148ZM241 52V51H240ZM12 53V54H13ZM59 53V52H58ZM65 53V52H64ZM71 53V52H70ZM167 53L169 55H167ZM238 53V52H237ZM62 54V53H61ZM204 54V53H203ZM208 54V53H207ZM244 54V55H245ZM49 55V54H48ZM52 55V53H51ZM55 55V54H54ZM79 55V54H78ZM87 55V54H86ZM136 55V54H135ZM145 55V54H144ZM243 55V54H242ZM34 56V57H32ZM140 56V55H138ZM195 56V55H193ZM61 57V56H60ZM59 57V58H60ZM64 57V55H63ZM67 57V55H66ZM142 57V56H140ZM146 57V56H145ZM241 57V56H240ZM241 57V59H242ZM57 58V57H56ZM65 58V57H64ZM68 58V57H67ZM148 58V57H147ZM43 59V58H42ZM63 59V58H62ZM71 59V58H70ZM73 59V58H72ZM76 59V58H75ZM88 59V58H86ZM50 60V59H49ZM66 60V59H65ZM78 60V59H77ZM85 60V57H84ZM188 60V59H187ZM192 60V59H191ZM12 61V60H11ZM44 61V60H43ZM43 61H40L43 63ZM60 61V60H59ZM75 60H71L72 64ZM82 61V60H81ZM92 61V62H93ZM14 62V61H12ZM24 62V61H23ZM39 62V61H38ZM40 62L38 65H40ZM47 62V61H46ZM55 62V61H54ZM57 62V61H56ZM64 62V61H62ZM70 62V61H69ZM78 62V61H77ZM86 62V60H85ZM93 62V63H94ZM188 62V61H187ZM191 62V61H190ZM48 63V62H47ZM65 63V62H64ZM63 63V64H64ZM68 63V62H67ZM81 63V62H80ZM79 63V64H80ZM87 63V62H86ZM91 63V62H90ZM100 63V64H99ZM189 63V62H188ZM194 63V62H193ZM18 64V63H17ZM21 64V63H20ZM35 64V63H34ZM60 64V63H59ZM85 64V63H84ZM96 64V65H97ZM137 64V63H136ZM241 64V63H240ZM261 64V62H260ZM43 65V64H42ZM49 65V64H48ZM55 65V63H54ZM68 65V64H67ZM89 65V63H88ZM86 65V67L88 66ZM94 65V64H93ZM250 65V64H247ZM262 65V64H261ZM261 65L259 67H261ZM19 66V65H18ZM32 66V65H31ZM30 66V67H31ZM37 66V65H36ZM61 66V65H60ZM91 66V65H90ZM238 66V65H237ZM74 67V66H73ZM76 67V66H75ZM79 67V66H78ZM187 67V65H186ZM185 67V69H186ZM251 67V66H250ZM258 67V66H256ZM253 67V68H256ZM258 67V69H259ZM264 67V66H263ZM54 68V67H53ZM62 68V67H61ZM102 68V69H101ZM188 68V67H187ZM247 68V67H246ZM42 69V68H40ZM70 69V67H69ZM68 68L66 70H69ZM72 69V67H71ZM88 69V68H87ZM9 70V69H8ZM63 70V69H62ZM82 70V69H81ZM85 70V69H84ZM180 70V71H177ZM249 70V69H248ZM263 70V69H262ZM48 71V70H47ZM83 71V70H82ZM94 70L90 71V73L94 76L95 73ZM184 71V69H183ZM187 71V70H186ZM245 71V69H244ZM49 72V71H48ZM55 72V71H54ZM89 72V71H87ZM103 72V71H102ZM246 72V71H245ZM249 72V71H248ZM260 72V71H259ZM64 73V72H63ZM73 73V72H72ZM78 73V72H77ZM202 73L203 75L200 78L194 79L191 75ZM247 73V72H246ZM53 74V73H52ZM70 74V73H69ZM104 74V73H103ZM243 74V73H242ZM254 74V73H253ZM260 74V73H259ZM264 74V73H263ZM88 75V74H87ZM106 75V74H105ZM37 76V75H36ZM51 76V75H50ZM57 76V74H56ZM61 76V74H60ZM107 76V75H106ZM112 76V75H111ZM252 76V75H251ZM53 77V76H52ZM87 77V76H86ZM100 77V76H99ZM105 77V76H104ZM131 77V78H130ZM195 77V76H194ZM204 77V78H203ZM55 78V77H54ZM76 78V77H75ZM249 78V77H248ZM247 78V79H248ZM43 79V78H42ZM85 79V78H84ZM90 79V77H89ZM88 77L86 80H84L83 85L77 86L75 93L78 97H80L79 106H77V110L81 108H85L88 104L91 106L92 109H102L104 110V104L103 102H98L97 104L93 102L94 96L89 93L88 84L85 82L89 80ZM92 79V78H91ZM134 79V80H130ZM188 79V80H187ZM245 79V80H244ZM68 80V79H67ZM70 80V79H69ZM72 80V79H71ZM98 80V78H97ZM96 80V82H97ZM101 80V79H100ZM104 80V79H103ZM107 80V79H106ZM110 80V79H109ZM108 80V81H109ZM245 82H244V81ZM252 80V79H251ZM259 80V79H258ZM257 80V81H258ZM64 81V80H63ZM77 81V80H76ZM94 81V80H93ZM243 81V82H242ZM250 81V78H249ZM255 81V80H254ZM110 82V81H109ZM131 82V84H130ZM240 82L241 85H238ZM72 83H74L72 81ZM98 83V82H97ZM108 83V82H107ZM180 83L185 84L182 87H179ZM238 83V84H237ZM256 83V81H255ZM253 83V84H255ZM258 83V82H257ZM262 83V81H261ZM2 84V83H1ZM68 84V83H67ZM66 84V85H67ZM99 84V83H98ZM104 84V83H103ZM248 84V83H247ZM252 84V82H251ZM62 85V84H61ZM65 85V86H66ZM118 85V86H117ZM119 85L121 87H119ZM264 85V83L262 84ZM92 86V85H91ZM130 86V88H131ZM250 86V85H249ZM252 86V85H251ZM261 86V85H260ZM68 87H71L68 85ZM74 87V86H73ZM95 87V86H94ZM100 87V86H99ZM118 89H117V88ZM248 87V85H247ZM2 88V87H1ZM5 88V87H4ZM28 88V87H27ZM32 88V87H31ZM67 88V87H66ZM96 88V87H95ZM94 88V89H95ZM98 88V87H97ZM103 88V87H102ZM113 88H115L113 90ZM246 88V87H245ZM253 88V87H251ZM257 88V87H256ZM7 89V88H6ZM40 89V88H38ZM100 89V88H99ZM73 90V89H72ZM93 90V89H92ZM101 90V89H100ZM134 90V87H133ZM242 90V89H241ZM257 90V89H256ZM2 91V89H1ZM65 91V90H64ZM71 90H69V94ZM114 91V92H113ZM219 91V92H220ZM237 91V90H236ZM247 92L245 89L244 92ZM6 92V91H5ZM63 92V91H62ZM66 92V91H65ZM98 92V91H97ZM104 92V91H103ZM106 92V93H107ZM128 92V90H127ZM134 92V91H133ZM228 93H231L229 90H227ZM251 92V91H250ZM254 91H252L253 93ZM257 92V91H256ZM10 93V92H9ZM74 93V92H73ZM105 93V92H104ZM123 93V94H122ZM261 93V92H260ZM2 94H5L2 92ZM11 94V93H10ZM93 96H91V95ZM132 94V93H131ZM239 94V93H238ZM244 94V93H242ZM248 94V93H247ZM251 94V93H249ZM262 94V93H261ZM1 95V94H0ZM102 95V94H101ZM109 96V94H106V96ZM214 95V94H213ZM216 95V93H215ZM232 95V94H231ZM230 95V96H231ZM237 95V94H236ZM246 95V94H244ZM8 96V95H7ZM24 96V95H23ZM105 96V95H104ZM107 96V97H108ZM123 96V97H122ZM264 96V95H262ZM2 97V95H1ZM32 97V96H31ZM103 97V96H101ZM221 97V96H220ZM6 98V97H4ZM8 98V97H7ZM109 98V97H108ZM109 98V99H110ZM215 98V97H214ZM224 98V97H222ZM235 98V97H234ZM251 98V97H250ZM254 98V97H253ZM252 98V99H253ZM2 99V98H0ZM111 99V100H112ZM209 99V98H208ZM213 99V97H212ZM233 99V97H232ZM257 99V98H256ZM77 100V97H76ZM109 100V102L111 101ZM133 100V99H132ZM5 101V100H0ZM36 101V100H35ZM95 101V100H94ZM97 101V100H96ZM105 101V99H104ZM134 101V100H133ZM207 101V100H206ZM205 101V102H206ZM209 101V100H208ZM229 101V100H228ZM250 101V100H249ZM76 102V103H77ZM112 102V101H111ZM224 102V101H223ZM233 102V101H232ZM238 102V101H237ZM248 102V100H247ZM3 103V102H1ZM108 103V102H107ZM216 103V102H215ZM220 103V102H219ZM262 103V102H261ZM16 104V103H15ZM87 104V105H86ZM3 105V104H0ZM6 105V103L4 104ZM206 105V104H205ZM73 106V105H72ZM107 106V105H106ZM112 106V105H111ZM110 106V107H111ZM126 106V105H125ZM210 106V105H209ZM212 106V105H211ZM231 106V105H230ZM242 106V105H241ZM261 106V105H260ZM259 106V107H260ZM5 107V106H2ZM1 107V108H2ZM108 109L107 111V119L110 120V118L115 115L116 117V111H114L112 108ZM124 107V105H123ZM246 107V106H245ZM258 106H250L249 109L246 110V113H243L242 121H239L236 126L232 125L228 128L229 133L228 134H235L240 135L238 141L239 145L243 147H253L257 149L256 156L254 157L257 161L253 162L258 163L259 168H264V124L260 128L259 136L263 138L260 143L252 141L250 136L253 134L252 127H254L255 122H263L264 123V113H262L260 116L259 108ZM24 108V107H23ZM108 108V107H107ZM114 108V107H113ZM244 108V107H243ZM247 108V107H246ZM115 109V108H114ZM117 109V108H116ZM218 109V108H217ZM233 109V108H232ZM262 109V108H261ZM5 110V109H4ZM226 110V109H225ZM239 110V109H238ZM264 110V109H263ZM2 111V110H1ZM84 111V110H83ZM88 111V110H87ZM90 111V110H89ZM92 111V110H91ZM105 111V110H104ZM105 111V112H106ZM130 111V112H129ZM183 111V113H181ZM213 111V110H212ZM224 111V110H223ZM241 111V109H240ZM245 111V110H244ZM101 112V111H100ZM119 112V111H118ZM214 112V111H213ZM20 113V112H19ZM18 113V114H19ZM81 113V111H80ZM79 113V114H80ZM122 113V112H119ZM222 113V111H221ZM94 114V113H93ZM123 114V113H122ZM121 115V114H120ZM127 114H123L124 119H126ZM256 115V117L254 116ZM24 116V115H23ZM94 116V115H93ZM214 116V115H213ZM228 116V115H227ZM7 117V116H5ZM30 117V116H28ZM27 117V118H28ZM131 117V116H130ZM224 117V116H223ZM26 118V119H27ZM31 118V117H30ZM28 118V119H30ZM113 118V117H112ZM225 118V117H224ZM223 118V119H224ZM25 119V120H26ZM27 119V120H28ZM130 119V118H129ZM222 119V118H221ZM230 119V117H229ZM5 120V119H4ZM23 120V119H22ZM100 120V119H99ZM112 120V119H111ZM110 120V122H111ZM116 120V119H115ZM112 120V121H115ZM134 120V119H133ZM231 120V119H230ZM106 121V120H105ZM14 122V121H13ZM30 122V121H29ZM89 122V121H88ZM121 122V121H120ZM118 122V123H120ZM126 122V121H125ZM128 122V120H127ZM143 122V123H142ZM220 122V121H219ZM1 123V122H0ZM9 123V122H8ZM104 123L103 121L100 122V124H96L95 126L98 127L95 129L94 134L96 133L98 135L101 134L102 127L101 124ZM106 123V122H105ZM122 123V122H121ZM131 123V122H130ZM221 123V122H220ZM225 123V122H224ZM230 123V122H229ZM234 123V122H233ZM115 124V123H114ZM128 124V123H127ZM223 124V122L221 123ZM226 124V123H225ZM99 125V126H98ZM110 128H112L111 124H109ZM118 125V124H117ZM27 126V125H26ZM36 126V125H35ZM103 126V125H102ZM106 126V125H105ZM108 126V125H107ZM220 126V125H219ZM18 127V126H17ZM108 127V129H110ZM224 127V126H223ZM256 127V126H255ZM7 128V127H4ZM21 128V127H20ZM19 128V129H20ZM27 128V127H26ZM32 128V127H31ZM47 128V127H45ZM93 128V127H92ZM1 129V127H0ZM3 129V128H2ZM10 129V128H8ZM7 129V130H8ZM35 129V128H34ZM88 129V128H87ZM113 129V128H112ZM225 129V128H224ZM255 129V128H254ZM5 130V129H4ZM11 130V129H10ZM44 130V129H43ZM47 130V129H46ZM106 130V129H105ZM217 130V128H216ZM252 131L249 133L248 138H242L243 134L246 133L245 131ZM9 131V130H8ZM20 131V130H19ZM42 131V130H41ZM89 131V130H88ZM113 131V130H112ZM111 131V132H112ZM6 132V131H5ZM13 132V131H12ZM43 132V131H42ZM48 132V130H47ZM109 132V131H108ZM110 132V133H111ZM119 132V131H118ZM124 133V131H122ZM15 133V132H14ZM20 133V132H19ZM22 133V132H21ZM38 133V132H37ZM40 133V131H39ZM107 133V132H106ZM105 133V134H106ZM3 134L0 133V135ZM13 134V133H12ZM34 134V133H33ZM31 134V135H33ZM104 134V135H105ZM129 134V133H128ZM133 134V136H134ZM225 134V133H224ZM255 134V133H254ZM6 135V134H5ZM30 135V136H31ZM44 135V134H43ZM103 135V134H102ZM102 136V139L105 141L108 139L107 136ZM115 135V134H113ZM117 135V133H116ZM130 135V134H129ZM10 136V135H8ZM38 136V135H37ZM41 136V135H39ZM38 136V137H39ZM132 136V135H130ZM254 136V135H253ZM257 136V135H256ZM29 137V135H28ZM33 137V136H32ZM31 137V138H32ZM49 137V136H48ZM112 137V135H111ZM114 137V136H113ZM16 138V137H14ZM30 138V139H31ZM37 139V137H35ZM43 138V137H41ZM47 138V137H46ZM98 139V138H97ZM118 139V138H117ZM125 139V138H123ZM122 139V140H123ZM13 140V139H12ZM33 140V139H32ZM43 140V139H42ZM39 141L38 143L42 142ZM115 140V139H114ZM120 140V141H122ZM251 140V141H249ZM6 141V140H5ZM8 141V140H7ZM36 140V143L37 144ZM48 141V140H47ZM46 141V142H47ZM9 142V141H8ZM30 142V141H29ZM32 142V141H31ZM99 142V141H98ZM110 143V141H107V143ZM113 142V139H112ZM130 142V141H129ZM222 142V141H221ZM3 143V142H2ZM24 143V142H23ZM34 143V142H33ZM223 143V142H222ZM226 143V142H225ZM237 143V142H236ZM1 144V143H0ZM32 143H30L31 145ZM235 144V143H234ZM3 145V144H2ZM34 145V144H33ZM127 145V144H126ZM224 145V144H223ZM231 145V144H230ZM29 146V145H28ZM112 146V145H111ZM190 146H193L190 148ZM110 147V146H109ZM113 147V146H112ZM214 147V146H213ZM230 147V146H229ZM41 148V147H40ZM39 148V149H40ZM43 148V146H42ZM100 148V147H98ZM97 152H99L100 149ZM103 148V147H102ZM107 148V147H106ZM119 148V147H118ZM122 148V147H120ZM119 148V149H120ZM189 148V150H188ZM58 149V148H57ZM60 149V148H59ZM111 149V148H110ZM232 149V148H231ZM234 149V148H233ZM244 149V148H243ZM30 150V149H29ZM52 150V149H51ZM44 151V150H43ZM54 151V150H53ZM60 151V150H59ZM62 151V150H61ZM65 151V150H64ZM120 151V150H119ZM211 151V150H210ZM233 151V150H232ZM236 151V150H234ZM233 151V152H234ZM32 153V151H29ZM51 151H49L50 154ZM56 152V151H55ZM220 152V151H219ZM21 153V152H20ZM44 153V152H43ZM53 153V152H52ZM60 152H58L59 155ZM64 153V152H63ZM121 153V152H120ZM126 153V152H125ZM218 153V152H216ZM225 153V152H224ZM27 154V153H25ZM35 154V153H34ZM49 155L48 153H46ZM96 154V153H95ZM128 154V153H127ZM248 154V153H247ZM30 155V154H29ZM51 155V154H50ZM49 155V156H50ZM53 155V154H52ZM56 155V154H55ZM8 156V155H7ZM24 156V154H23ZM38 156V155H37ZM41 156V155H40ZM99 156V155H98ZM134 156V154H133ZM33 157V156H32ZM115 157V156H114ZM42 158V157H41ZM59 158V156H58ZM97 158V157H96ZM148 158L150 160L149 165H145L144 163H140V161ZM25 159V158H24ZM23 159V160H24ZM32 158H30L31 160ZM35 159V158H34ZM43 159V158H42ZM41 159V160H42ZM54 159V157L52 158ZM130 159V157H129ZM253 159V158H252ZM44 160V159H43ZM49 160V159H48ZM58 160V159H57ZM62 160V159H61ZM66 160V159H65ZM64 160V161H65ZM71 160V159H70ZM122 160V159H121ZM56 161V160H55ZM54 161V162H55ZM63 161V160H62ZM120 161V160H119ZM53 162V163H54ZM58 162V161H57ZM118 162V161H117ZM240 162V161H239ZM27 163V161H26ZM30 163V162H29ZM111 163V162H110ZM238 163V162H237ZM247 164V163H246ZM248 164H251L250 162ZM233 165V164H232ZM30 166V165H29ZM45 166V164H44ZM57 166V165H54ZM53 166V167H54ZM66 166V165H65ZM109 166V165H108ZM126 166V167H125ZM238 166V165H237ZM241 166V165H240ZM249 166V165H248ZM111 167V166H110ZM118 167V166H117ZM243 167V166H242ZM245 167V166H244ZM25 168V167H24ZM27 168V167H26ZM51 168V166H50ZM237 168V167H236ZM253 168V167H252ZM47 169V168H46ZM115 169V168H114ZM113 169V170H114ZM118 169V168H117ZM245 169V168H244ZM260 169V170H261ZM48 170V169H47ZM76 170V169H75ZM116 170V169H115ZM233 170V169H232ZM256 170V169H255ZM51 171V170H50ZM64 171V170H63ZM62 171V172H63ZM231 171V169H230ZM72 172V171H71ZM236 172V171H235ZM245 172V171H243ZM75 173V172H74ZM83 173V172H82ZM116 173V172H115ZM263 173V172H262ZM77 174V173H76ZM81 174V171H80ZM98 174V173H97ZM221 174V173H220ZM225 174V173H224ZM43 175V174H42ZM47 175V174H46ZM50 175V174H49ZM104 175V174H103ZM106 175V173H105ZM219 175V174H218ZM227 175V174H226ZM30 176V175H29ZM28 176V177H29ZM45 176V174L43 175ZM41 176V177H43ZM56 176V175H55ZM58 176V175H57ZM64 179L60 176V178H57V183L63 181V185L65 187L64 194H66V197L63 199L64 194H60V197L58 196L56 203V206H52L50 208V215L52 216V220L54 224H48V230L44 234L43 242L41 243L43 246V253L46 255V252L49 251L48 254H50L52 258V262L54 264H57L58 261H61L63 264H73L74 261L77 260L85 262L88 260L89 257L84 255V250H79L80 252L77 253V250L79 249L75 244H82L84 246V237L82 234H80L79 229H81V224L84 222V214H82L83 209L87 206H82L84 201L82 200V197L79 195V191L75 192V189L77 186H75V178L64 172ZM252 175H250L251 177ZM37 177V175H36ZM40 177V174H39ZM226 177V176H225ZM81 178V177H80ZM216 178V177H215ZM214 178V179H215ZM82 179V178H81ZM124 179V180H125ZM222 179V178H221ZM225 179V178H224ZM233 179V178H232ZM52 180V179H51ZM223 180V179H222ZM234 180V179H233ZM249 181V180H248ZM53 182V181H51ZM50 182V183H51ZM78 182V181H77ZM105 182V181H104ZM219 182V181H218ZM229 182V181H228ZM231 182V181H230ZM234 182V181H233ZM56 183V180H55ZM56 183V184H57ZM92 183V182H91ZM121 183V182H120ZM124 183V182H123ZM126 183V182H125ZM54 184V182H53ZM62 184V183H61ZM112 184V185H111ZM235 184V183H234ZM239 184V183H238ZM246 184V183H245ZM46 185V184H45ZM48 185V184H47ZM60 185V183H59ZM105 185V184H104ZM240 185V184H239ZM247 185V184H246ZM52 187V186H51ZM108 187V186H107ZM226 187V185H225ZM3 188V187H2ZM23 188V187H22ZM83 188V187H82ZM81 188V189H82ZM106 188V187H105ZM39 189V188H38ZM60 189V188H59ZM58 189V190H59ZM80 189V188H79ZM86 189V188H85ZM100 189V188H99ZM104 189V188H103ZM109 189V188H108ZM112 189V188H111ZM110 189V190H111ZM123 189V188H122ZM224 189V188H222ZM29 190V189H27ZM61 190V189H60ZM102 191V190H101ZM123 191V190H122ZM29 192V191H28ZM104 192V190H103ZM113 192V191H112ZM102 193V192H101ZM100 193V194H101ZM126 193V192H125ZM129 193V192H128ZM46 194V191H45ZM55 194V193H53ZM58 195V193H56ZM93 194V193H92ZM228 194V193H227ZM29 195V194H28ZM56 195V197H57ZM97 195V194H95ZM110 195V194H109ZM225 195V194H224ZM85 196V195H84ZM100 196V195H99ZM98 196V197H99ZM105 196V195H104ZM113 196V194H112ZM115 196V195H114ZM120 196V195H119ZM227 196V195H226ZM46 197V196H45ZM101 197V196H100ZM106 197V196H105ZM110 197V196H109ZM47 198V197H46ZM114 198V197H113ZM121 198V197H120ZM127 198V197H126ZM131 198V197H130ZM88 199V198H86ZM96 199V198H95ZM94 199V200H95ZM107 199V198H106ZM32 200V199H31ZM39 200V199H38ZM93 200V201H94ZM101 200V199H100ZM121 200V199H120ZM123 200V199H122ZM55 201V200H54ZM99 201V199H98ZM116 201V200H115ZM128 201V200H127ZM126 201V202H127ZM86 202V201H85ZM89 202V201H88ZM101 202V201H100ZM109 202V201H108ZM114 202V201H113ZM132 202V201H131ZM103 201L102 204L103 205ZM43 204V203H42ZM105 204V203H104ZM116 204V203H115ZM123 204V203H122ZM40 205V204H39ZM48 205V204H47ZM55 205V204H54ZM85 205V204H84ZM87 205V204H86ZM109 205V204H108ZM51 206V205H50ZM106 206V205H105ZM111 206V205H110ZM116 206V205H115ZM127 206V205H126ZM160 206H168L166 210V217L165 220L168 224L163 223V219L161 217V208ZM172 206H180L172 207ZM216 206V207H215ZM93 207L95 209V206H88ZM97 207V206H96ZM99 207V206H98ZM107 207V206H106ZM118 207V206H117ZM115 207V208H117ZM253 207V208H254ZM104 208V207H103ZM102 208V209H103ZM114 208V206H113ZM213 208H216L213 210ZM91 209V208H90ZM119 209V207H118ZM104 210V209H103ZM108 210V209H107ZM110 210V209H109ZM231 210V209H229ZM243 210V209H242ZM91 211V210H90ZM165 211V210H164ZM232 211V210H231ZM254 211V210H252ZM258 211V210H257ZM103 212V211H102ZM228 212V211H227ZM226 212V213H227ZM255 212V211H254ZM101 213V212H100ZM109 213V211H108ZM260 213V212H259ZM103 214V213H102ZM106 214V213H105ZM104 214V215H105ZM222 214V213H221ZM225 214V213H224ZM228 214V213H227ZM251 214V213H250ZM40 215L42 221L45 222V219L49 217V210L47 206H42L40 209ZM89 213L87 214L88 217ZM253 215V213H252ZM251 215V216H252ZM262 215V213H261ZM111 216V215H110ZM109 216V217H110ZM197 216V219H195ZM256 216V214L254 215ZM253 216V217H254ZM104 217V216H103ZM113 217V216H112ZM119 217V216H118ZM130 217V218H129ZM193 218L191 221L195 222H201L205 224V229L210 228L211 235L215 234L220 240L215 238H210L205 236V232L201 230H193V225L190 222L191 226L189 225L188 219ZM224 217V216H222ZM221 217V218H222ZM232 217V216H231ZM235 217V216H234ZM246 217V216H244ZM251 217V218H253ZM258 217V215L256 216ZM264 217V215H263ZM117 218V217H116ZM121 218V217H120ZM248 218V216H247ZM246 218V220H248ZM109 219V218H108ZM224 219V218H223ZM226 219V218H225ZM237 219V217H236ZM241 219V218H240ZM50 220V219H49ZM47 219V221H49ZM116 220V219H114ZM230 220V219H229ZM245 220V219H244ZM245 220V221H246ZM256 220V218H255ZM258 220V218H257ZM46 221V222H47ZM241 221V220H240ZM254 221V219L252 220ZM45 222V223H46ZM123 222V221H122ZM187 222V223H186ZM194 222V223H195ZM231 222V221H230ZM235 222V221H234ZM232 222V223H234ZM250 222V221H249ZM248 222V223H249ZM264 222V219H263ZM262 222V223H263ZM44 223V224H45ZM117 223V222H116ZM115 223V224H116ZM241 222L236 225H239ZM256 223V222H254ZM259 223V221H258ZM87 224V223H86ZM102 224V222H101ZM120 224V223H119ZM123 224V223H122ZM140 224V223H139ZM145 224V223H144ZM151 224V223H150ZM231 224V223H230ZM253 224V223H252ZM103 225V224H102ZM244 225V224H243ZM258 225V224H257ZM261 225V224H260ZM86 226V225H85ZM108 226V225H107ZM114 226V225H113ZM134 226V225H133ZM137 226V225H136ZM223 226V225H222ZM240 226V225H239ZM253 226V225H251ZM250 226V227H251ZM263 226V224L261 225ZM261 226H257V230L261 231L264 228H261ZM99 227V226H98ZM104 228L103 226H100V228ZM131 227V226H130ZM142 227V226H141ZM229 227V226H228ZM244 227H247L244 225ZM255 227V226H253ZM87 228V227H86ZM108 228V227H107ZM106 228V229H107ZM146 228V227H145ZM227 228V226H226ZM238 228V227H237ZM252 228V227H251ZM45 229V225H44ZM105 229V228H104ZM122 229V228H120ZM139 229V228H138ZM178 229V230H177ZM199 229H201L199 227ZM244 229V228H242ZM117 230V229H116ZM129 230V229H128ZM216 230V231H215ZM255 230V229H254ZM100 231V229H99ZM104 231V230H103ZM109 231V229H108ZM111 231V230H110ZM109 231V232H110ZM215 231V233H213ZM229 231V230H228ZM230 231H232L230 229ZM252 231V230H251ZM95 232V231H94ZM102 232V231H101ZM107 232V231H106ZM118 231H116L117 234ZM120 232V231H119ZM124 232V231H123ZM122 232V233H123ZM132 232V231H131ZM134 232V229H133ZM140 232V231H139ZM236 232V231H235ZM233 232V233H235ZM243 231H241L242 234ZM246 232V230H245ZM44 233V232H43ZM100 233V232H99ZM114 233V232H113ZM121 233V234H122ZM126 233V232H125ZM232 233V232H231ZM232 233V234H233ZM237 234L239 232H236ZM250 235L253 233V231L250 233ZM258 233V232H256ZM260 233V232H259ZM264 233V231H263ZM150 234V233H149ZM208 234V233H206ZM244 234V233H243ZM247 234V233H246ZM244 234V235H246ZM43 235V234H42ZM110 235V234H109ZM124 235V234H123ZM122 235V236H123ZM136 235V234H135ZM225 235V236H224ZM228 235V234H227ZM230 235V234H229ZM236 236V234H234ZM261 235V233H260ZM117 236V235H116ZM140 236V235H139ZM148 236V235H147ZM185 236V235H184ZM210 236V235H209ZM232 237V235H230ZM234 236V237H235ZM248 236V235H247ZM252 236V235H251ZM263 236V234H262ZM96 237V236H95ZM106 237V235H105ZM110 237V236H109ZM113 237V236H112ZM121 237V236H119ZM132 237V236H131ZM142 237V236H141ZM241 237V235H240ZM246 237V236H245ZM250 237V236H248ZM254 237V236H252ZM259 236H257L258 239ZM94 238V236H93ZM98 239V237H96ZM115 238V236H114ZM181 238V237H180ZM185 238V237H184ZM187 238V237H186ZM210 238V239H209ZM251 238V237H250ZM256 238V237H255ZM88 239V238H87ZM121 239V238H120ZM139 239V238H138ZM136 239V240H138ZM143 239V238H142ZM141 239V240H142ZM175 239V238H174ZM197 239V240H196ZM233 239V238H232ZM239 239V238H238ZM247 239V238H246ZM44 240L47 241L44 243ZM108 240V239H107ZM119 240V239H118ZM188 240V239H186ZM234 240V239H233ZM253 240V239H252ZM100 241V239H99ZM98 241V244H100ZM102 241V240H101ZM116 241V239L114 240ZM237 241V240H236ZM256 241V240H254ZM91 242V241H90ZM104 242V241H102ZM106 242V241H105ZM134 242V241H133ZM144 243V241H142ZM183 242V241H182ZM94 243V242H93ZM135 243V242H134ZM177 243V242H176ZM192 243V242H191ZM48 244V246H47ZM136 244V243H135ZM172 244V242L170 243ZM254 244V245H252ZM95 245V244H94ZM105 245V244H104ZM165 245V244H164ZM179 245V243H178ZM97 246V245H96ZM109 245H106V248ZM172 246V245H171ZM171 246L169 248H171ZM207 246V247H206ZM76 247V248H75ZM91 247V246H90ZM98 247V246H97ZM117 247V246H116ZM139 247V246H138ZM95 248V247H94ZM119 248V247H118ZM143 248V247H142ZM168 248V246H167ZM173 248V247H172ZM187 248V247H186ZM131 249V248H130ZM135 249V248H134ZM137 249V248H136ZM163 249V248H162ZM180 249V248H179ZM178 249V250H179ZM100 250V249H99ZM165 250V249H164ZM170 250V249H169ZM174 250V249H173ZM182 250V249H180ZM187 250V249H186ZM189 250H195V246H190ZM118 251V250H117ZM196 251H198L196 249ZM88 252V251H87ZM104 252V251H103ZM109 252V251H108ZM112 252V251H111ZM134 252V251H133ZM189 252V251H188ZM204 252V251H203ZM86 253V252H85ZM92 253V252H91ZM102 253V252H101ZM157 253V252H156ZM161 253V252H160ZM159 253V254H160ZM166 253V252H165ZM104 254V253H103ZM43 255V254H42ZM129 255V254H128ZM132 255V254H131ZM149 255V254H148ZM176 255V254H175ZM184 255V253H183ZM187 255V254H186ZM194 255V253H193ZM196 255V254H195ZM202 255V254H201ZM89 256V255H88ZM101 256V255H100ZM110 256V255H109ZM113 256V255H112ZM122 256V254H121ZM130 256V255H129ZM133 256V255H132ZM150 256V255H149ZM156 256V255H155ZM104 257V256H103ZM111 257V256H110ZM116 257V256H115ZM166 257V256H165ZM92 258V257H91ZM93 258H95L93 256ZM109 258V257H108ZM135 258V257H133ZM183 257H181L182 259ZM82 259V260H81ZM90 259V258H89ZM123 259V258H122ZM154 259V258H153ZM50 260V259H49ZM85 260V261H84ZM165 260V259H164ZM169 260V259H168ZM171 260V259H170ZM194 260V259H193ZM91 261V260H90ZM121 262L126 261L125 258L123 260H120ZM119 261V263H121ZM153 261V260H151ZM179 261V260H178ZM183 261V260H181ZM60 262V263H61ZM159 262V261H158ZM80 263V262H79ZM91 263V262H89ZM110 263V261H109ZM166 263V262H164ZM77 264V263H75ZM152 264V263H151ZM154 264V261H153ZM161 264V263H160ZM177 264V263H176Z\"/></svg>", "mask_w": 264, "mask_h": 264}]
</instances>
